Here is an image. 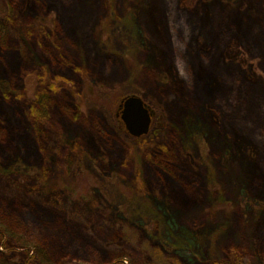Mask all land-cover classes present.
<instances>
[{
	"label": "rangeland",
	"instance_id": "rangeland-1",
	"mask_svg": "<svg viewBox=\"0 0 264 264\" xmlns=\"http://www.w3.org/2000/svg\"><path fill=\"white\" fill-rule=\"evenodd\" d=\"M0 264H264V0H0Z\"/></svg>",
	"mask_w": 264,
	"mask_h": 264
},
{
	"label": "water",
	"instance_id": "water-1",
	"mask_svg": "<svg viewBox=\"0 0 264 264\" xmlns=\"http://www.w3.org/2000/svg\"><path fill=\"white\" fill-rule=\"evenodd\" d=\"M116 114L130 135L141 137L151 129L154 110L142 96L129 94L121 99Z\"/></svg>",
	"mask_w": 264,
	"mask_h": 264
},
{
	"label": "flooded vegetation",
	"instance_id": "flooded-vegetation-1",
	"mask_svg": "<svg viewBox=\"0 0 264 264\" xmlns=\"http://www.w3.org/2000/svg\"><path fill=\"white\" fill-rule=\"evenodd\" d=\"M117 112V111H116ZM115 116H116V118H119L120 119V117H118L117 116V114H115ZM120 121L122 122V126H124V128H125V125H124V123H123V121L120 119ZM152 124H153V120H152ZM126 130V129H125Z\"/></svg>",
	"mask_w": 264,
	"mask_h": 264
},
{
	"label": "trees",
	"instance_id": "trees-1",
	"mask_svg": "<svg viewBox=\"0 0 264 264\" xmlns=\"http://www.w3.org/2000/svg\"><path fill=\"white\" fill-rule=\"evenodd\" d=\"M152 126H153V124H152ZM143 136H141V137H138V138H142Z\"/></svg>",
	"mask_w": 264,
	"mask_h": 264
}]
</instances>
